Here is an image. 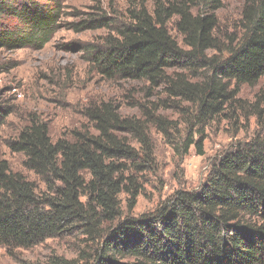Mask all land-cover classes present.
I'll return each mask as SVG.
<instances>
[{
  "label": "trees",
  "instance_id": "1",
  "mask_svg": "<svg viewBox=\"0 0 264 264\" xmlns=\"http://www.w3.org/2000/svg\"><path fill=\"white\" fill-rule=\"evenodd\" d=\"M224 2L153 0L152 10L145 3L129 7L114 35L88 47V61L108 79L163 87L174 107H191L184 122L201 136L240 102V86L264 78V0H245L228 43L216 14ZM55 18L35 0H0V45L45 44ZM3 21L17 24L6 30ZM80 26L111 27L104 19ZM169 101L140 105L141 118L122 115L111 101L89 105L84 116L92 129L57 141L46 122L32 117L10 147L46 190L0 160V247L13 256L75 237L84 246L76 258L53 255L45 264H264V87L253 103L241 105L260 133L220 159L198 191L179 190L154 212L133 216L139 175L154 163L149 128L169 137L172 123L158 113ZM203 141L187 143L185 152L195 145L203 154Z\"/></svg>",
  "mask_w": 264,
  "mask_h": 264
},
{
  "label": "rangeland",
  "instance_id": "2",
  "mask_svg": "<svg viewBox=\"0 0 264 264\" xmlns=\"http://www.w3.org/2000/svg\"><path fill=\"white\" fill-rule=\"evenodd\" d=\"M35 3L46 14L56 13L47 42L27 43L19 48L0 45V160L7 161L13 172L23 174L39 191L45 192L39 177L24 167V155L10 147L32 117L46 122L53 141H57L71 138L77 129H92L84 116L89 105L111 101L122 115L141 118L140 105L152 108L153 104L169 99L163 87L150 88L143 81L108 79L88 61V47L100 45L108 35H114L113 30L126 21L129 7L145 3L152 10L153 0H35ZM244 3L245 0H225L216 12L223 42L228 43V36L237 34ZM99 19L111 27L80 26ZM1 24L7 30L6 27L14 28L17 21ZM169 29L185 48L174 23L169 24ZM262 87L264 78L255 86H240L237 97L240 102L211 122L201 136L189 133L184 122L191 107L176 101L181 106L177 108L169 101L170 107L158 112L172 123L169 137L154 126L149 128L154 163L150 171L139 175L141 190L132 209L133 216L154 212L179 190L198 191L220 159L260 133L256 118L246 114L241 105L253 103ZM203 138V154H198L195 145L185 152L187 143H197ZM131 143L140 147L136 141ZM121 199L127 213L128 195L122 194ZM79 248L84 246L75 237L50 239L31 250L17 249L13 256L0 247V264H45L53 255L73 259Z\"/></svg>",
  "mask_w": 264,
  "mask_h": 264
}]
</instances>
